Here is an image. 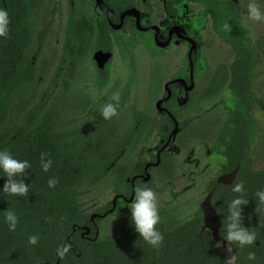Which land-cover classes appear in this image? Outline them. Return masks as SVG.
Segmentation results:
<instances>
[{
    "label": "flooded vegetation",
    "instance_id": "flooded-vegetation-1",
    "mask_svg": "<svg viewBox=\"0 0 264 264\" xmlns=\"http://www.w3.org/2000/svg\"><path fill=\"white\" fill-rule=\"evenodd\" d=\"M27 1L31 7L38 9L34 25L35 42L38 41L39 31H36V27L45 0ZM246 1L248 0L54 1L55 5L59 6L62 2L71 8L62 56L67 65H60L66 79L68 82L72 81L73 77L84 70L86 62L91 63V71L87 72H92L93 77H82L87 93L95 98L89 104V111L99 112L98 120L105 121L101 110L108 103L115 104L111 97L118 93L121 99L118 107L120 113L115 117L117 126L122 127L121 120L125 116L128 119L122 136H116L110 148L120 139H129L120 149L122 157L119 159V168L124 169L121 173H124L125 181L129 184V194H118L115 188V200L96 207L107 208L102 214L94 212L93 209L96 208L88 210L83 206L87 212H92L90 219L95 225L99 220L96 226L97 236L100 233H112L125 225H135L128 212H131L129 205L134 202V190L137 186L150 188L156 195L168 191L174 199L187 197L184 205H180L181 201L178 202L184 209L171 202L158 210L161 218L159 223L164 224L166 229L171 230L189 222L198 212L202 213L203 227L201 203L204 198L213 191L212 204L215 207L213 199L216 187L233 185L239 175L241 156H235L233 168L224 172L230 158L225 153L226 145L223 142L230 139L231 131L238 121L251 137L250 146L246 149L249 168L256 173L264 170L258 163L261 152L257 153L251 146L253 137L246 118L249 55L240 56L243 50L240 49L229 64L217 62L212 57L209 61L210 69L200 72V67L206 61L203 51L200 47L198 49V38L189 31V28H195L198 32L199 23L203 22L191 13L194 6L199 4L207 7L204 17L211 19V28L216 33H224L223 26L229 24L231 31H227L223 37L242 35L243 39L239 25L244 13H249ZM195 19H199V22ZM42 31L45 32V29ZM47 33L48 31L44 34V40ZM145 35H150L155 52L150 51L148 37ZM174 44L184 45L183 51L168 50ZM35 50L36 47L27 52V57L33 58L34 65L40 57L35 55ZM99 52L109 53L107 60L105 55L99 56ZM144 60L148 64L143 63ZM227 91H232L235 96L234 109L228 110L225 106H228V100H224L222 96ZM123 105L127 108L122 109ZM217 105L224 110V114L217 113ZM126 154L130 155L129 165L121 166ZM237 167V176L232 184L218 183L221 175L231 173ZM114 172L121 175L119 170L109 171L107 175ZM184 176L190 184L177 189L178 181ZM198 186H204L205 197L188 203L189 198L195 197H190L189 188ZM111 209L118 212L116 215H123V218L118 226L107 229L104 217ZM90 233L91 228L86 226L83 227L81 236L86 237ZM228 245L217 246L216 243L217 247L226 249V255Z\"/></svg>",
    "mask_w": 264,
    "mask_h": 264
},
{
    "label": "trees",
    "instance_id": "trees-1",
    "mask_svg": "<svg viewBox=\"0 0 264 264\" xmlns=\"http://www.w3.org/2000/svg\"><path fill=\"white\" fill-rule=\"evenodd\" d=\"M0 9L8 11L11 21L8 36L0 37V151L7 150L14 159L31 165L24 176L16 177L29 187L27 196L3 192L8 177L0 168V264H227L226 249L216 246L211 231H202L201 212L171 230L158 223L157 230L164 237L159 248L144 241L135 225L96 235L99 220L95 225L92 212L83 207L82 197L90 191L85 184L96 185L109 171L124 170L119 168L120 149L129 139H120L110 148L112 143L104 137L89 138L78 150L60 140L54 109L44 102L31 104L36 71L27 52L33 47L38 9L27 0H0ZM44 34H37L35 55L41 53ZM233 128L230 139L223 140L230 158L224 172L233 168L235 156H241L234 183L244 185L249 203L242 205V226L256 233V242L244 248L232 243V264H264V203L256 196L264 191V170L256 173L249 168L246 149L251 137L240 121ZM42 153L52 161L47 172L41 167ZM49 179L59 181L55 188L48 186ZM114 186L118 194H129L124 173ZM232 186L220 185L214 193L213 203L223 221L221 238L227 233L228 205L240 195ZM106 209L93 211L102 214ZM6 211L18 217L15 231L9 230ZM86 226L91 233L82 237ZM34 235L38 243L29 244ZM65 244H71V251L61 259L57 249ZM250 252H255L254 260L247 258Z\"/></svg>",
    "mask_w": 264,
    "mask_h": 264
},
{
    "label": "rangeland",
    "instance_id": "rangeland-1",
    "mask_svg": "<svg viewBox=\"0 0 264 264\" xmlns=\"http://www.w3.org/2000/svg\"><path fill=\"white\" fill-rule=\"evenodd\" d=\"M56 0H45L44 7L42 8V15L37 22L36 31L39 33L45 29V33L48 31L46 39L40 53L39 59L35 63V82L32 89V103L44 102L45 107L54 109L56 112V130L60 132V140L78 150L82 144H84L89 138L104 137L112 142L116 136L119 138L122 136L123 127L127 124L128 119L125 116L121 120L122 127L117 126V121L114 116L110 120L101 121L98 120L99 112L89 111L92 101L91 94L87 93L84 88L85 81L82 80L83 76L93 77L91 71V63L86 62L83 65L84 70L81 71L76 77H73L72 81L66 79L63 69L60 68L62 64L66 67V62L63 61V51L65 45V31L67 21L70 18V10L66 3L61 5H55ZM193 1V0H192ZM241 1V0H240ZM246 3H256L262 12H264V0H248ZM207 7L197 4L194 6L191 13L196 17L202 19V23L196 32L195 28H189V31L193 32L198 38V49L203 51V57L205 63L200 67L202 72L210 69V59L215 58L217 62L231 63L236 58V52L243 49L240 56L248 54L250 57L249 72L250 79L247 89V97L245 101L248 103V109L246 118L248 120L249 129L253 137L251 146L254 150L261 152L258 157V163L261 168H264V21H253L249 18V13H244L241 22L240 29L244 35H234L229 38L223 37L224 33H216V30L211 28V19L208 20L206 16ZM176 22L178 19H172ZM194 20V19H193ZM199 22V19H195ZM188 27L189 25H185ZM202 31V33H201ZM206 33V34H205ZM211 35L210 37H208ZM148 37V47L151 52H155V47L151 41L150 35ZM37 41L33 43V47H36ZM184 45H172V48L168 50H176L177 52L183 51ZM119 53H117L118 55ZM116 58H118L116 56ZM143 63L148 64L147 60ZM62 69V70H61ZM79 71V70H78ZM86 71V72H85ZM85 72V74H84ZM66 82H68L66 84ZM156 84V89H157ZM161 92V91H160ZM234 94L232 91H227L222 98L228 100V110L236 107L234 101ZM132 97L129 99V103ZM127 107L123 105L122 109ZM215 110L219 115L224 114V110L220 109L217 105ZM120 112H118L119 115ZM124 116V115H123ZM126 122V123H125ZM115 126L117 127L115 129ZM130 162V155H125L120 163L121 166H127ZM216 172V171H215ZM214 172V173H215ZM214 173L212 175H214ZM118 177V172H114L107 178L101 180L96 185L85 184V187L90 191L86 195H83L82 201L86 209L91 210L96 207L107 205L115 200V180ZM189 180L184 176L178 181L177 189L185 188L189 185ZM196 186V185H195ZM204 186L189 188V194L195 196L189 198L190 200H199L205 197L206 192ZM166 193V194H165ZM158 210L165 207L172 202V205H184L187 197L184 199H174L173 195L168 191H163L156 195ZM181 201L180 205L178 202ZM133 203V202H130ZM197 204V203H196ZM173 206V208H174ZM184 209V208H183ZM118 212L111 209L106 217V228L112 229L118 226L123 218V215H116ZM129 217L131 216V212ZM127 214V213H126ZM116 215V216H115ZM183 216V215H182ZM132 219V218H131ZM234 256L233 252L228 260ZM235 258V257H234Z\"/></svg>",
    "mask_w": 264,
    "mask_h": 264
},
{
    "label": "clouds",
    "instance_id": "clouds-1",
    "mask_svg": "<svg viewBox=\"0 0 264 264\" xmlns=\"http://www.w3.org/2000/svg\"><path fill=\"white\" fill-rule=\"evenodd\" d=\"M249 18L253 21H264V12L256 3L248 5ZM10 16L6 9H0V37H7L9 34ZM224 29L228 32L231 31V26L225 24ZM115 104L108 103L102 110L101 115L105 120H110L112 117L118 115V107L120 104V95L113 94L111 97ZM46 153L41 154V167L43 171L47 172L51 166L52 161L45 159ZM27 160L20 161L14 159L7 151H0V168L8 177L7 183L4 185L3 192L9 195L27 196L29 187L23 180H17V176H24L27 169L30 167ZM59 183L57 179H49L48 186L55 188ZM134 202L129 205L131 209V218L135 223V230L140 234L144 241H146L153 248H159L163 243V235L157 230V225L160 222V216L157 208V197L155 192L147 187L137 186L135 188ZM234 193L240 195L234 198L228 205V218L227 233L224 238L229 242L237 243L240 248L253 245L256 242V233L249 231L242 226V205H246L249 201L245 198L244 185L242 182L234 183L232 186ZM256 196L259 198L260 203H264V191H258ZM6 222L9 225L10 231H15L18 224V217L12 211H6ZM39 241L37 236L29 238V244L36 245ZM217 246H220L219 244ZM71 251V244H65L57 249L58 256L63 259ZM249 260L256 258L255 252H250L247 257ZM234 257L227 261V264H232Z\"/></svg>",
    "mask_w": 264,
    "mask_h": 264
},
{
    "label": "water",
    "instance_id": "water-1",
    "mask_svg": "<svg viewBox=\"0 0 264 264\" xmlns=\"http://www.w3.org/2000/svg\"><path fill=\"white\" fill-rule=\"evenodd\" d=\"M97 54H100L99 56L105 55V60L109 57V53L102 54V52H99ZM238 167L232 171L231 173L221 175L218 179V183L222 184H232L237 176ZM212 196L213 191H211L202 201L201 208L203 210L204 220H203V227L202 230L208 229L212 232L213 238L215 239L217 245L220 246H226V241L220 237L219 231L222 226V220L220 216L218 215L217 209L212 204ZM232 254V249L228 245L227 247V255L230 257ZM235 257V256H233ZM235 261V258L233 262Z\"/></svg>",
    "mask_w": 264,
    "mask_h": 264
}]
</instances>
